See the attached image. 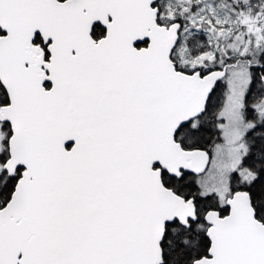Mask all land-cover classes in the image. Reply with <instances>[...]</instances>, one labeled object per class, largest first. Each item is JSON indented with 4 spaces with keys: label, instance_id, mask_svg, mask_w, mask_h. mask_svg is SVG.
Returning <instances> with one entry per match:
<instances>
[{
    "label": "snow or ice",
    "instance_id": "snow-or-ice-1",
    "mask_svg": "<svg viewBox=\"0 0 264 264\" xmlns=\"http://www.w3.org/2000/svg\"><path fill=\"white\" fill-rule=\"evenodd\" d=\"M0 264H264V0H0Z\"/></svg>",
    "mask_w": 264,
    "mask_h": 264
}]
</instances>
